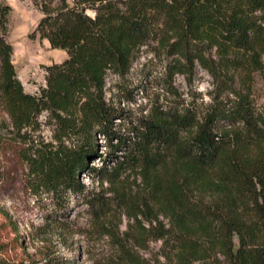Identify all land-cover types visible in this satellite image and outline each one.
<instances>
[{"label":"trees","instance_id":"obj_1","mask_svg":"<svg viewBox=\"0 0 264 264\" xmlns=\"http://www.w3.org/2000/svg\"><path fill=\"white\" fill-rule=\"evenodd\" d=\"M32 2L41 13L35 32L66 53L61 62L45 66L39 94L25 92L6 40L10 7L0 0V105L16 130L42 111L57 125L55 144L25 156L32 190L50 194L58 206L66 194L80 195L97 220L115 199L138 224L139 238L160 241L163 261L155 264H264V112L224 77L264 68V0ZM152 41L172 57L171 79L199 65L223 74L220 93L199 110L174 90L172 101L154 105L146 116L129 117L121 131L114 120L122 111L105 99V75L127 74L135 51ZM212 49L216 61L206 56ZM97 135L109 149L100 167L88 165L102 157ZM118 151L123 153L117 156ZM127 168L142 173L147 197L140 206L118 187L110 198L86 192L79 180L89 173L115 184ZM141 206L156 212L149 228L138 220ZM117 244L118 264H143L124 241ZM70 261L52 251L41 258V264ZM0 264L37 263L0 259Z\"/></svg>","mask_w":264,"mask_h":264},{"label":"rangeland","instance_id":"obj_2","mask_svg":"<svg viewBox=\"0 0 264 264\" xmlns=\"http://www.w3.org/2000/svg\"><path fill=\"white\" fill-rule=\"evenodd\" d=\"M10 7L7 16L6 40L13 49L12 63L23 90L39 94L45 86V66L59 63L66 57L60 49L50 47L46 39L39 38L35 28L41 13L32 0H1ZM89 13V12H88ZM207 58L218 60L215 50L206 53ZM165 50L152 41L135 51L129 71L119 76L111 71L105 75V99L121 109L122 118L114 124L123 131L130 117L146 116L154 105H164L174 99L172 92L199 110L220 93V76L196 65L191 73H176L170 78V60ZM231 73V72H230ZM224 75L238 91L247 93L255 107L264 112V68L245 74L234 71ZM223 77V78H224ZM171 82V84H170ZM57 125L47 111L38 114L31 125L16 130L0 105V259L19 261L32 259L41 264L42 255L52 251L72 264H118L117 241H124L128 249L137 251L143 264H155L160 241L139 238L138 224L124 208L113 207L101 220L92 215L82 196L66 194L61 206L46 193L36 194L28 183L25 156L42 144L56 143ZM97 152L100 158H92L88 165L100 167L109 151L107 140L97 135ZM71 145V141H65ZM111 143H116L112 139ZM123 152L118 151L119 156ZM111 162L110 166H113ZM79 180L86 192L103 193L113 198L114 190L132 196L137 206L146 199L145 185L139 169L121 171L116 183L100 179L89 173L80 174ZM116 206V207H115ZM138 211V212H137ZM136 212L145 228L156 212L141 206ZM168 226V221L158 217ZM140 241L141 247L136 243Z\"/></svg>","mask_w":264,"mask_h":264}]
</instances>
